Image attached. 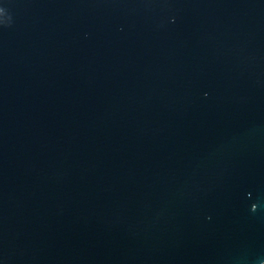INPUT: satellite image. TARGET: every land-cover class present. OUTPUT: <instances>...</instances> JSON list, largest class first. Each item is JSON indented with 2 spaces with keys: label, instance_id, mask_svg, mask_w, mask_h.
Wrapping results in <instances>:
<instances>
[{
  "label": "water",
  "instance_id": "95a60500",
  "mask_svg": "<svg viewBox=\"0 0 264 264\" xmlns=\"http://www.w3.org/2000/svg\"><path fill=\"white\" fill-rule=\"evenodd\" d=\"M0 264H264V0H0Z\"/></svg>",
  "mask_w": 264,
  "mask_h": 264
}]
</instances>
